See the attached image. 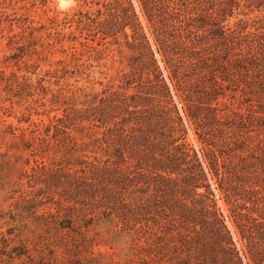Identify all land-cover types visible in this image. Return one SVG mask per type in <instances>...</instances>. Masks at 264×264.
Instances as JSON below:
<instances>
[{"label": "trees", "instance_id": "obj_1", "mask_svg": "<svg viewBox=\"0 0 264 264\" xmlns=\"http://www.w3.org/2000/svg\"><path fill=\"white\" fill-rule=\"evenodd\" d=\"M241 7L264 12V0H110L77 22L103 35L128 27L136 56L115 89L45 128L86 147L76 167L32 168L24 201L34 215L56 206L36 216L46 229L115 223L143 240V264H264V16L253 31L229 26ZM226 91L244 112L221 105Z\"/></svg>", "mask_w": 264, "mask_h": 264}, {"label": "rangeland", "instance_id": "obj_2", "mask_svg": "<svg viewBox=\"0 0 264 264\" xmlns=\"http://www.w3.org/2000/svg\"><path fill=\"white\" fill-rule=\"evenodd\" d=\"M109 1L0 0V264H143L150 259L143 240L115 223L78 228L82 223L75 220L73 232L48 230L36 216L56 215V206L47 203L34 215L24 201L35 192L28 179L39 162L76 167L86 148L78 137L73 150L45 137L52 119L66 107L97 102L130 71L136 53L123 36L131 34L128 27L103 35L77 23L97 11L104 14ZM235 13L229 26L245 19L250 31L256 27L252 21L264 16L243 7ZM232 96L226 91L221 105L244 112L246 105ZM187 140L193 143L190 133ZM17 247H23L22 256L5 254Z\"/></svg>", "mask_w": 264, "mask_h": 264}, {"label": "bare ground", "instance_id": "obj_3", "mask_svg": "<svg viewBox=\"0 0 264 264\" xmlns=\"http://www.w3.org/2000/svg\"><path fill=\"white\" fill-rule=\"evenodd\" d=\"M60 2V1H59ZM67 2V1H66Z\"/></svg>", "mask_w": 264, "mask_h": 264}]
</instances>
